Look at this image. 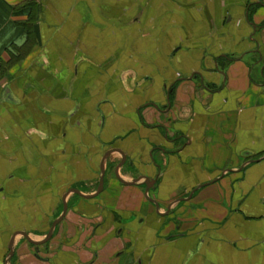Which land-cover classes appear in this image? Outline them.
I'll return each instance as SVG.
<instances>
[{"label": "crops", "instance_id": "1", "mask_svg": "<svg viewBox=\"0 0 264 264\" xmlns=\"http://www.w3.org/2000/svg\"><path fill=\"white\" fill-rule=\"evenodd\" d=\"M0 264H264V0H0Z\"/></svg>", "mask_w": 264, "mask_h": 264}, {"label": "water", "instance_id": "2", "mask_svg": "<svg viewBox=\"0 0 264 264\" xmlns=\"http://www.w3.org/2000/svg\"><path fill=\"white\" fill-rule=\"evenodd\" d=\"M122 161L124 160V156H123V154H122ZM122 163V162H121ZM119 166V165H118ZM117 166V167H118ZM100 170H101V174H100V176H99V180H98V184H97V189H96V191H95V193L93 194V195H96V194H98L101 190H102V188H103V175H104V169H103V167H102V163H101V167H100ZM115 174H117L116 173V170H115ZM117 176V175H116ZM138 179H140V178H135V179H133L132 181H124V180H121V182H123V183H125V184H134ZM149 182H150V179L149 178H144V184H145V192L148 190V188H149ZM70 191H72V192H74V193H76V194H78V195H81V196H83V194H81V192L78 190V189H76V188H71L68 192H70ZM67 192V193H68ZM66 193V194H67ZM65 194V195H66ZM65 195H64V197H65ZM64 197H63V208H62V213L60 214V216L54 221V222H52V224H51V226H50V228H49V230H48V232H47V234H46V236H45V238H44V240L43 241H46V240H48L49 239V237H50V234H51V231H52V229H53V227L56 225V223H58L60 220H61V218L63 217V215H64V213H65V211H66V209H67V206H66V203H65V200H64ZM155 203V202H154ZM155 205L156 206H158L156 203H155ZM25 237H26V234L25 233H22ZM12 253H11V251H10V255H11Z\"/></svg>", "mask_w": 264, "mask_h": 264}, {"label": "trees", "instance_id": "3", "mask_svg": "<svg viewBox=\"0 0 264 264\" xmlns=\"http://www.w3.org/2000/svg\"><path fill=\"white\" fill-rule=\"evenodd\" d=\"M32 3V2H31ZM32 18V17H31Z\"/></svg>", "mask_w": 264, "mask_h": 264}]
</instances>
